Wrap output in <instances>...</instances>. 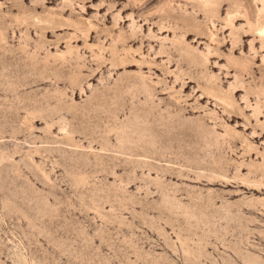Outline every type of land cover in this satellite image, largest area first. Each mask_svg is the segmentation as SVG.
Masks as SVG:
<instances>
[{
    "label": "rangeland",
    "instance_id": "obj_1",
    "mask_svg": "<svg viewBox=\"0 0 264 264\" xmlns=\"http://www.w3.org/2000/svg\"><path fill=\"white\" fill-rule=\"evenodd\" d=\"M263 31L264 0H0V264H264Z\"/></svg>",
    "mask_w": 264,
    "mask_h": 264
},
{
    "label": "bare ground",
    "instance_id": "obj_2",
    "mask_svg": "<svg viewBox=\"0 0 264 264\" xmlns=\"http://www.w3.org/2000/svg\"><path fill=\"white\" fill-rule=\"evenodd\" d=\"M212 2V1H211ZM131 6V5H130ZM65 24V23H64ZM66 25V24H65ZM48 26V25H47ZM46 26V27H47ZM53 28H54V26H52ZM50 28V27H49ZM58 28V27H57ZM47 29V28H46ZM52 29V28H51ZM258 30V29H257ZM261 33V35H263L264 36V31L263 32H260ZM131 43V42H130Z\"/></svg>",
    "mask_w": 264,
    "mask_h": 264
}]
</instances>
